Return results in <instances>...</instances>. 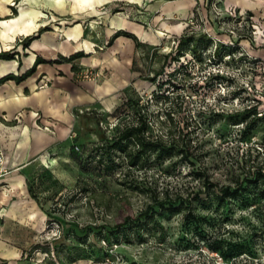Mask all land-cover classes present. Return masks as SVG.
Masks as SVG:
<instances>
[{
    "label": "rangeland",
    "instance_id": "rangeland-1",
    "mask_svg": "<svg viewBox=\"0 0 264 264\" xmlns=\"http://www.w3.org/2000/svg\"><path fill=\"white\" fill-rule=\"evenodd\" d=\"M211 1L184 20L181 36L150 37L153 45L136 55L142 71L128 91L103 93L113 81L118 88V78L111 68L87 61L73 72L60 71L65 75L57 85L60 94L44 112L26 105L21 85L0 84V264H264V185L250 187L228 208L202 197L209 183L231 184L247 164L250 147L264 167V122L240 141L246 123L227 117L250 105L264 114V58L252 52L264 49V35L258 26L253 35V13H226L224 0ZM146 4L113 2L100 9L146 22L158 34L165 20ZM44 10L43 39L80 18ZM5 29L0 26V53L18 54L0 60V75L15 67L13 60L31 64L32 48L24 44L37 37V31L10 36L11 30L2 36ZM179 40L183 53L175 62ZM171 50L174 56L164 62ZM87 70L98 77H86ZM130 96L138 107L122 105ZM136 109L149 121L154 140L169 143V133L176 134L171 155L152 153L141 170L118 159L115 169L106 170L101 155L106 142L136 122ZM156 197L192 203L198 222H188L189 208L178 204L142 217ZM113 231L118 238L101 242Z\"/></svg>",
    "mask_w": 264,
    "mask_h": 264
},
{
    "label": "crops",
    "instance_id": "crops-1",
    "mask_svg": "<svg viewBox=\"0 0 264 264\" xmlns=\"http://www.w3.org/2000/svg\"><path fill=\"white\" fill-rule=\"evenodd\" d=\"M205 1L207 0H0V26L6 28L2 36H9L8 30L12 32L10 36H24L27 35L26 32L37 31L35 34L37 38L30 43L32 52L27 56L31 58V64L24 67L13 60L15 67L0 75V78L8 74L21 76L34 65V73L22 82L9 81L21 85L26 105L43 112L48 104H51L50 98L55 101L60 94L57 93L59 89L57 85L65 77L60 71L69 69L73 72L85 61L92 66L103 64L116 74L119 81L118 88L113 81L109 86L103 87V93L106 89L109 91L133 89L135 75H141L142 71L137 67L136 59L140 48L153 45L150 41L151 36H181L188 25L184 20L193 18L195 11L204 7ZM113 2L149 3L148 10L149 7L156 6L160 10V16L165 20L162 21L161 30L155 34L146 22L139 23L134 18L109 15L101 10ZM14 6L16 12L13 13L11 7ZM26 7L31 10L25 9ZM46 7L55 9L56 12L57 9L61 10L63 12L59 13L61 15L75 16L76 13L75 17L80 18L74 20L71 26H56L58 30L51 31L48 39H43L46 31L40 33L39 31L40 27L46 25L44 24L46 20L42 17L45 15ZM223 7L226 13L228 9L239 10L241 14L253 13L252 19L264 35V0H224ZM133 36L137 38L139 45ZM244 42L246 45H251L249 41ZM252 50L254 54L264 58V49ZM78 53L85 56L69 60ZM114 73L109 80H113Z\"/></svg>",
    "mask_w": 264,
    "mask_h": 264
},
{
    "label": "trees",
    "instance_id": "trees-1",
    "mask_svg": "<svg viewBox=\"0 0 264 264\" xmlns=\"http://www.w3.org/2000/svg\"><path fill=\"white\" fill-rule=\"evenodd\" d=\"M249 14V13H248ZM250 17L252 14H249ZM37 37H28L27 43L24 44L25 47H28L30 43L36 39ZM133 38L136 40V43L139 45V42L137 41V38L133 36ZM190 43H193V38L189 39ZM181 44V41L179 40L176 54L174 56L173 50H171L168 54H165V61H168L171 56L176 57L175 62H178L181 58V55L183 52L180 51L179 46ZM18 53H0V60H12L15 58V55ZM83 54L78 53L75 54L74 56H71L69 60H73L76 58L81 57ZM39 62V60H37ZM35 71V66H33L31 69H29L26 73H24L21 76H17L15 74H8L4 77L0 78V84L5 83L6 81L9 80H14L17 83L22 82L26 78H28L30 75H32ZM164 70L162 69L161 71L156 72V75L152 78H149L151 82H156L157 78L164 73ZM161 85V84H158ZM129 90V89H128ZM127 90V91H128ZM137 98L134 96H130L126 98V101L122 105L128 104V106L134 108L139 106V101L136 100ZM136 102V103H133ZM255 106H246L243 109V113L241 114H231L228 115L227 117L231 120H234L236 124H239V120L242 122H245V126L243 127L241 131V137L240 141H247L250 139L256 125L258 123H263L264 122V114L261 113L259 116L254 108ZM120 108L117 107L113 113L117 112ZM140 109H136V111L139 113V115L136 117V122L131 121L125 124L121 129H119L118 134H116L114 137L111 138V140L106 142V146L104 147V151L101 153L102 155V161H104L106 164L104 165L105 169H115L117 166V161L118 159H124V163L127 168L129 169H143L145 164L144 161L147 160L149 155L152 153L158 154V157H164V155H171L172 151V146L173 143H175L176 139V134L173 132H170V138L171 142H166L162 139L160 140H154L151 136H149V121L147 118L141 114L139 111ZM247 113V115L251 114L254 118L252 121H248L249 116H244V114ZM216 115H220L216 113ZM166 119L168 122H171L174 120V116L172 112L168 111L167 114L165 115ZM242 116V117H240ZM264 145V140L262 142ZM252 147L248 149L249 153V159L247 161V164L244 165V169L240 174L234 175L231 180V184L229 185H224V186H219V184L216 183H209L207 186H205L204 194L205 196L202 197H209L211 199H215L218 201V203H222L223 205L226 206V208L229 207V201L238 198L242 195H244L247 190L252 187V186H257V185H264V167L260 165L258 161L259 155L255 156L253 158L251 151ZM260 150V149H259ZM257 154H260L257 153ZM182 155L184 156V152H182ZM200 178V175H198ZM30 193H32V189L30 188ZM201 195H199L200 197ZM34 199H36L35 196H33ZM198 197V199H199ZM179 207H185L189 208L186 214V218L188 219V222H198V216L195 212V209L192 207L191 204H183L182 202H177L173 201L170 199H165V200H158L157 197L156 199L149 204L144 212L141 214L142 217H149V216H154L153 214L157 213V211H173L175 209H178ZM152 213L151 215H149ZM141 218L139 219V221ZM119 232H110L107 235V238H104L101 240L103 243H107L108 237H116L118 238ZM116 241H119L118 239ZM214 251V247H209Z\"/></svg>",
    "mask_w": 264,
    "mask_h": 264
},
{
    "label": "built area",
    "instance_id": "built-area-1",
    "mask_svg": "<svg viewBox=\"0 0 264 264\" xmlns=\"http://www.w3.org/2000/svg\"><path fill=\"white\" fill-rule=\"evenodd\" d=\"M190 22L193 24V20H190ZM252 27H253V35H257V33L259 32L258 30L256 31V29H257V25H255L254 23L252 24ZM255 37H257V36H255ZM90 75L92 76V78H96V77H98V72H92V71H90V70H87L86 72H85V76L86 77H90Z\"/></svg>",
    "mask_w": 264,
    "mask_h": 264
}]
</instances>
